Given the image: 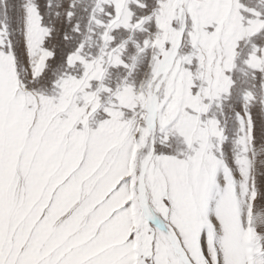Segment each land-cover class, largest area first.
<instances>
[{
    "label": "snow or ice",
    "instance_id": "1",
    "mask_svg": "<svg viewBox=\"0 0 264 264\" xmlns=\"http://www.w3.org/2000/svg\"><path fill=\"white\" fill-rule=\"evenodd\" d=\"M0 264H264V0H0Z\"/></svg>",
    "mask_w": 264,
    "mask_h": 264
}]
</instances>
